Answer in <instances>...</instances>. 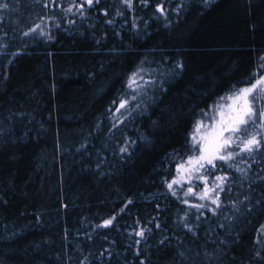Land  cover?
I'll return each mask as SVG.
<instances>
[{
    "label": "trees",
    "instance_id": "16d2710c",
    "mask_svg": "<svg viewBox=\"0 0 264 264\" xmlns=\"http://www.w3.org/2000/svg\"><path fill=\"white\" fill-rule=\"evenodd\" d=\"M0 4V264H264V134L198 173L219 207L168 188L263 72L264 0Z\"/></svg>",
    "mask_w": 264,
    "mask_h": 264
},
{
    "label": "snow or ice",
    "instance_id": "6c2138e0",
    "mask_svg": "<svg viewBox=\"0 0 264 264\" xmlns=\"http://www.w3.org/2000/svg\"><path fill=\"white\" fill-rule=\"evenodd\" d=\"M93 0H87L88 4H91ZM129 5L131 0H125ZM6 4H0V8H6ZM158 10L163 11L158 6ZM71 11V9H68ZM132 83H135L133 80ZM264 99V75L254 79V82H250L249 86L239 88L232 92L227 100L230 103L226 105L218 106L219 120H214L211 129L207 126H203L201 122H197L192 135L193 149L198 150L199 154L190 155L185 164L177 165V172H183L186 178L190 181L193 174L201 173L202 169L206 166L216 167L215 161H225L232 159L234 153L228 151L232 145L240 148L243 152L252 153L262 147V141L257 139L259 133H251L248 131L249 126H257V120H259V127L264 128V109H257L255 102L257 99ZM221 99H224L223 97ZM126 101L121 100L119 107L123 108ZM119 110V109H118ZM202 127L204 131H202ZM227 133V135H225ZM199 145L198 149L196 146ZM124 151V149H122ZM198 179L205 183V189L199 198L201 200L210 199L212 204L219 207L218 193L216 197L210 195L216 188H220V184H213L212 188L207 185V176L200 174ZM225 178L216 176L215 180L223 181ZM180 180L173 179L168 183V188L171 190L173 184H179ZM192 192V187L187 189L186 195ZM176 193L173 192V195ZM187 203V201H185ZM196 207H202V205H196ZM112 220H105L104 226L110 225ZM137 235L143 236V232L137 233Z\"/></svg>",
    "mask_w": 264,
    "mask_h": 264
},
{
    "label": "rangeland",
    "instance_id": "374dc122",
    "mask_svg": "<svg viewBox=\"0 0 264 264\" xmlns=\"http://www.w3.org/2000/svg\"><path fill=\"white\" fill-rule=\"evenodd\" d=\"M81 1H86V0H81ZM261 75H264V70H263V72L259 76H261ZM133 80L135 81V83H132ZM140 80H141L140 79V76L139 77H135V78H131L129 80V82H128L129 89H131V90L137 89L139 87V85L142 83V82H140ZM252 82H254V80ZM249 85H250V83L247 84L246 86H249ZM246 86H244V87H246ZM227 97H225L222 101L218 102L213 107H211L207 119H201L199 121V122L202 123L203 126H207L208 129L210 130L211 129V126H212V124L214 122V120H219L218 106L219 105H226V104L230 103V101L227 100ZM255 107L258 110L259 109H264V99H259L258 98L257 101L255 102ZM258 125H259V120H257V126H249L248 131L251 132V133H259V135L257 136V139L260 140V133H261V135L264 134V128H260ZM202 131H204V128L203 127H202ZM225 135H227V133H225ZM192 145H193V142H192ZM198 147H199V145L196 146L197 149H198ZM228 151L233 152L234 153V157L232 159L228 160L227 162L217 160V161H215L216 164L221 165V166L228 167V166L232 165L233 162H237L238 161V158L240 156H244V155L248 154V152L241 151L240 148L236 147V145H232L228 149ZM198 154H199L198 150H195V154L193 156L198 155ZM184 164H185V167H187L186 163H184ZM198 175H200V174H198ZM198 175H196V176L193 175L192 178H191V180H190L191 182L187 179L190 182L189 185L190 184H193V181H197V180L200 181V182H203V181H201L200 179L197 178ZM180 179H186V176H185V174L183 172H180V173L177 172V180H180ZM179 184H177V185H179ZM213 184L208 185V187L209 188H212ZM204 189H205V185H202L201 187L194 188V189L192 188V192L189 193L188 195L189 196L191 195V196H193V197L196 198V201H193V204L195 206L196 205H202V207H208V208H212V207L214 208V207H216L215 204H212L211 203V200L210 199L201 200L199 198L200 194L203 193ZM217 192L218 191L212 192V193H210V195L213 196V197H216Z\"/></svg>",
    "mask_w": 264,
    "mask_h": 264
}]
</instances>
